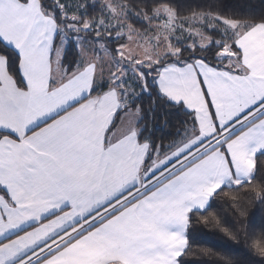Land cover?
<instances>
[{"label":"snow or ice","instance_id":"6c2138e0","mask_svg":"<svg viewBox=\"0 0 264 264\" xmlns=\"http://www.w3.org/2000/svg\"><path fill=\"white\" fill-rule=\"evenodd\" d=\"M0 264H264V0H0Z\"/></svg>","mask_w":264,"mask_h":264},{"label":"trees","instance_id":"16d2710c","mask_svg":"<svg viewBox=\"0 0 264 264\" xmlns=\"http://www.w3.org/2000/svg\"><path fill=\"white\" fill-rule=\"evenodd\" d=\"M249 213H255V217L257 220L260 219L261 216V212L260 209L257 205H250L248 208ZM229 215H231V212L229 210ZM212 239L214 240H220L221 242H228L226 237H222L221 235L218 236H214L212 237ZM205 244L207 245V242H205ZM207 246H211V245H207ZM238 247H242V246H238ZM239 254V253H238Z\"/></svg>","mask_w":264,"mask_h":264}]
</instances>
